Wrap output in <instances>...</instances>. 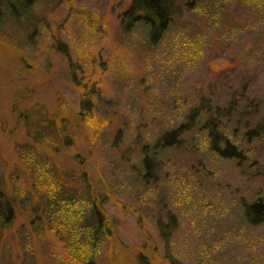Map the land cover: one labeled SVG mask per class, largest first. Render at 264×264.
Listing matches in <instances>:
<instances>
[{"label":"rangeland","instance_id":"obj_1","mask_svg":"<svg viewBox=\"0 0 264 264\" xmlns=\"http://www.w3.org/2000/svg\"><path fill=\"white\" fill-rule=\"evenodd\" d=\"M224 1L229 5L221 13L228 15V21L222 22L220 13L213 11L209 16H190L173 25L157 47L147 51L142 25L119 35L115 17L128 0L37 2L33 7L40 18L37 38L24 41L25 57L19 60L6 41L0 43V172L8 175L14 168L17 146L25 139L17 124L19 113L32 100L48 110L61 111L65 104L75 112L80 89L72 73L79 77L83 70L100 81L97 114L112 120L91 145L93 150L80 153L77 170L97 173L96 181L106 183L97 186L101 193H114L135 206L142 200L139 206L149 233H157L153 228L157 217L173 213L177 223L168 249L183 264H264V222L246 220L241 205V201L264 197V171L255 176L203 146L195 151L194 145L201 141L199 132L192 134L187 147L166 152L168 174L153 188L135 182L127 165L112 167L110 163V158L116 161L120 156L109 150L111 128H123L120 147L133 161L138 156L137 132L150 139L157 131L178 124L198 94L224 102L229 85L242 78L248 79L249 90L257 96L259 116L264 115V20L257 27L252 19L253 24L246 22V13L259 5L253 3L263 0ZM11 21L12 25L0 28V39L18 32L26 36L31 30L32 25L24 30ZM57 40L66 53L57 50ZM254 150L264 165V138ZM199 159L209 169L207 176L195 174L191 166ZM103 207L114 215L116 226L111 244L96 255V263L136 264L144 230L131 211H120L112 197ZM20 213L10 227L1 230L0 264H61L49 254L54 246L46 230L30 238L25 230L27 215ZM154 244L158 245L156 255L163 256V243L156 238ZM154 244L149 240L144 247L150 256ZM59 250H64L61 245Z\"/></svg>","mask_w":264,"mask_h":264},{"label":"trees","instance_id":"obj_2","mask_svg":"<svg viewBox=\"0 0 264 264\" xmlns=\"http://www.w3.org/2000/svg\"><path fill=\"white\" fill-rule=\"evenodd\" d=\"M248 1L244 2L246 7L250 5ZM37 2L40 0H0V28L12 25L11 20L24 30L32 25L26 36V32H18L9 39H0V43L6 41L5 44L12 47L19 60L25 57L24 41L30 37L37 38L40 18L34 15L33 8ZM258 2L253 5L259 4V7L255 6L246 13L248 24L255 21L253 27L264 20V0ZM223 6L227 7L224 0H128L115 19L119 35L142 25L145 28L144 50L147 51L157 47L173 25L190 16H209L213 11L220 13L222 22L228 21V15L221 13ZM56 48L66 53L60 40L56 41ZM150 52H146L147 56ZM77 67L81 68L80 65ZM73 69L78 70L76 67ZM80 74L77 77L72 73L80 89L75 112H70L65 104L61 111L48 110L37 100H32L31 105L19 113L17 124H21L25 139L17 146L14 168L8 175L0 172V233L10 227L22 212L20 214H26L28 218L25 230L30 238H37L46 230V238L54 246L46 241V247L53 248L49 252L52 258L61 264H97L96 255L111 244L114 237V215L103 207L112 197L120 211H131L139 228L144 230L141 233L143 241L135 257L136 264H183L168 249L171 232L177 223L173 213L157 217L153 224L157 233H149L140 208L142 200L141 206L137 207L114 193H101L98 187L106 183L96 181L94 174L97 173L77 170L80 153L93 150L91 145L97 143L112 120L97 114L100 109L97 103L100 100L99 79H93L91 73L83 70ZM248 83V79L242 78L235 86L229 85L227 97L221 103L210 94H198L178 124L157 131L150 139L137 132L138 156L133 161L123 154V147H120L123 128L119 125L111 128L109 150L120 154L119 160L110 158L111 166H118V163L127 165L135 182L153 188L163 183L168 174L169 156L166 152L187 147V142L192 143V134L199 132L201 141L194 145L195 151L203 146L244 171L251 170L255 176L262 174L264 165L254 147L264 138V115L259 116V101L249 90ZM72 149L75 151L71 152ZM191 166L195 174L207 176L210 173L202 159L191 163ZM256 197L244 203L241 201L243 216L253 223H262L264 197ZM156 238L163 243V256L156 255ZM149 240L154 244L150 246L152 256L144 248ZM59 244L64 250H59Z\"/></svg>","mask_w":264,"mask_h":264}]
</instances>
